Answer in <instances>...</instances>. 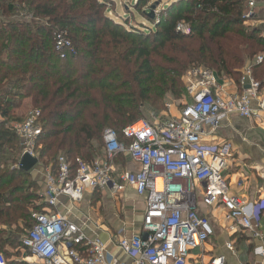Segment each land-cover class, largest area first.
<instances>
[{"label": "trees", "instance_id": "1", "mask_svg": "<svg viewBox=\"0 0 264 264\" xmlns=\"http://www.w3.org/2000/svg\"><path fill=\"white\" fill-rule=\"evenodd\" d=\"M110 3L0 0L2 15L18 4L41 20L0 21V253L8 264H28L17 259L21 238L33 214L46 208L30 171L7 163L17 161L19 138L11 122L24 117L20 110L30 104L41 112L42 164L55 165L62 154L76 171L77 158L88 162L102 153L106 128L120 137L146 106L158 112L168 99L180 98L189 70L204 67L237 81L246 61L262 55L252 67L257 79L264 75V29L245 24V0H172L153 18L148 12L155 2L136 0L132 6L148 21L136 25L110 17ZM182 22L188 33L176 29ZM55 29L66 33L74 54L60 57Z\"/></svg>", "mask_w": 264, "mask_h": 264}, {"label": "built area", "instance_id": "2", "mask_svg": "<svg viewBox=\"0 0 264 264\" xmlns=\"http://www.w3.org/2000/svg\"><path fill=\"white\" fill-rule=\"evenodd\" d=\"M21 11L16 5L12 13L24 15ZM255 16L257 0H245L243 17L248 20ZM176 29L189 32L183 23ZM53 41L60 57L75 53L63 30H54ZM262 62V55L246 61L237 81L220 78L204 67L189 70L190 76H196L187 85L192 97L189 103L176 114L169 110V117L156 123L144 119L131 123L122 129L120 137L116 130L106 128L102 153L88 162L77 158L76 171L62 154L55 165L42 164L37 144L41 132L38 108L29 109L22 120L11 122L19 138L13 167L18 168L24 154L37 157L35 166L43 167L46 208L33 214L35 222L21 238L20 249L22 253L28 251V264H127L112 257L98 236H89L79 223L55 209L61 197L78 203L86 191L114 192L125 186L145 197L141 233L115 235L111 242L132 259V264H186L190 250L202 246L214 233L207 215L199 210V200L207 206H221L227 220L253 236H261L257 226L264 212V170L262 196L244 201L229 193L224 176L233 154L231 142L206 147L202 137L209 133L207 128L216 129L231 115L264 123V75L257 79L252 67ZM3 120L0 109V122ZM121 153H127L138 168L117 170L114 158ZM226 246L233 250L232 244ZM255 251L264 256L263 246ZM224 263L225 256L219 255L208 264ZM0 264H8L2 253Z\"/></svg>", "mask_w": 264, "mask_h": 264}, {"label": "crops", "instance_id": "3", "mask_svg": "<svg viewBox=\"0 0 264 264\" xmlns=\"http://www.w3.org/2000/svg\"><path fill=\"white\" fill-rule=\"evenodd\" d=\"M259 11L263 12L264 19V0H257L258 15ZM177 112L178 110L170 111L171 114ZM206 130L209 133L202 137V144L206 147H215L224 141H230L233 146V154L224 171L229 193L239 196L246 202L259 200L263 194L261 189V173L264 170L263 121L231 115L216 129ZM114 164L117 170H135L139 166L127 153L117 155ZM55 209L79 223L89 236H98L104 241L112 257L132 264V259L114 247L111 242L115 235L130 237L141 233L145 197L137 194L132 187L125 186L114 192L86 191L83 200L78 203L61 197ZM199 210L207 215L214 233L202 246L190 250L186 264H208L212 258L219 255L225 256L224 264H264V256L255 251L260 246L264 247V212L257 226L261 236H253L234 221L227 220L224 210L219 205L207 206L199 200ZM240 231L246 236H237ZM237 240H243L247 252L242 254L238 252ZM227 243L232 244L233 250L227 248Z\"/></svg>", "mask_w": 264, "mask_h": 264}, {"label": "rangeland", "instance_id": "4", "mask_svg": "<svg viewBox=\"0 0 264 264\" xmlns=\"http://www.w3.org/2000/svg\"><path fill=\"white\" fill-rule=\"evenodd\" d=\"M136 0H113V3L109 4V8L107 9L106 13L110 16L113 17L114 19H127L130 18V23H132L133 25H136L137 20L139 22H144L147 23L148 21L146 20V18L144 16H142L140 13H138L135 9H134V3ZM170 1L172 0H150V2H155V13L158 12L157 9H160L161 7L166 6ZM18 6V4H16ZM143 8V7H142ZM17 9V8H16ZM16 11V10H15ZM22 12V11H21ZM24 13H18V15L14 13H9L7 15H2V13H0V21L2 19L4 20H11V21H15V20H20L21 18H24V21H41L38 18H34V16L32 15V13L30 12H22ZM263 12L259 11V15L256 17H252L249 18L248 20H245V24L249 25L250 27H255V26H259V27H263L264 29V19H263ZM133 15L136 19H132ZM118 19V20H119ZM35 21V22H36ZM183 23V22H182ZM184 25H186V23H183ZM187 26V25H186ZM242 68V67H241ZM240 68V69H241ZM190 71L186 72V74L184 75L183 79H184V87H183V91H182V95L180 98L177 99H173L170 98L168 99L164 105L163 108L161 110H159L158 112H156L155 109H152L151 107L146 106L144 113L142 115V117L139 120H147L151 123H156L162 119H165L167 117H169V110H178L180 109L184 104L189 103L192 100V97L188 94L187 91V85L189 84L190 80H194L196 78L195 75L190 76L189 74ZM222 78V77H220ZM227 79H232L234 80L232 77H228ZM220 81L222 82V79H220ZM235 81V80H234ZM223 86V85H222ZM26 102L28 103V100H26ZM25 104V103H24ZM31 108H34L33 106L27 105V108L25 110V112H23V110L20 112L24 113V116L26 115L27 111ZM22 120V119H21ZM20 121V120H19ZM9 153V152H8ZM16 157V154H15ZM6 159V158H4ZM11 160H7V163L9 165V167H13L14 163ZM31 175V178L33 180H35L37 183H39L38 186H40V193L42 194L43 188H44V181H43V167L41 166H35L31 169V172H29ZM243 236L245 237L246 234L243 231H240L237 233V236ZM219 238V237H218ZM244 239V238H243ZM243 240H237L236 241V246H237V250L240 254L247 252V247L246 244L242 243ZM242 244V246L240 247V245ZM239 246V247H238ZM7 250L9 251V256H12L15 254V249H12L10 247H7ZM19 250V249H17ZM21 251V250H20ZM18 254V258L17 259H21L23 256L22 251ZM17 257V256H16ZM15 256H12V258H16ZM26 261L30 260L29 255L27 257H25ZM190 264V263H189Z\"/></svg>", "mask_w": 264, "mask_h": 264}, {"label": "water", "instance_id": "5", "mask_svg": "<svg viewBox=\"0 0 264 264\" xmlns=\"http://www.w3.org/2000/svg\"><path fill=\"white\" fill-rule=\"evenodd\" d=\"M148 16L153 18L155 16V5H152ZM37 157L30 156L29 154H24L20 159V164L18 168L22 171H30L37 163Z\"/></svg>", "mask_w": 264, "mask_h": 264}]
</instances>
